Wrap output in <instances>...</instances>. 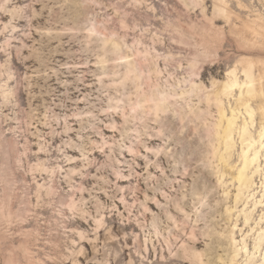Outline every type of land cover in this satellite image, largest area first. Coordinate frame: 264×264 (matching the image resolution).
Returning a JSON list of instances; mask_svg holds the SVG:
<instances>
[{"label":"rangeland","instance_id":"1","mask_svg":"<svg viewBox=\"0 0 264 264\" xmlns=\"http://www.w3.org/2000/svg\"><path fill=\"white\" fill-rule=\"evenodd\" d=\"M224 1L229 21L217 0H0V264H174L193 240L204 264H264V235L247 258L264 230L263 153L238 194V137L222 165L203 93L234 67L244 80L242 58L263 76L246 26L264 25V0ZM255 88L254 138L264 78ZM163 94L156 118L144 100Z\"/></svg>","mask_w":264,"mask_h":264},{"label":"bare ground","instance_id":"2","mask_svg":"<svg viewBox=\"0 0 264 264\" xmlns=\"http://www.w3.org/2000/svg\"><path fill=\"white\" fill-rule=\"evenodd\" d=\"M217 2H218V4H216L217 7L213 6L216 9V10H214L215 15H217L219 17H223L224 19H226L225 21H227V20L229 21V19L231 17L230 15H232V14L227 7V2L224 0H217ZM257 23L255 25L250 24V25L246 26V31L250 32L252 34V36H258L262 42V46H264V25L262 23H261V25H258ZM211 31H214V30L212 29ZM221 31H222V29H221ZM239 64L241 65V74L244 77V80L239 81V79L237 78V74H236V67H234L233 69H231L227 72V81L226 82H223L220 84H216L214 82L211 85L212 88L210 91L204 92V90L206 88L203 90L205 99L207 100V102L209 104L210 103L213 104V107H214L216 114H217V117H218L217 123L215 124L216 121L214 122L216 129H214L213 137L217 141L218 146H219V144L222 145V152L219 156V161L222 165L225 166L227 164V162L229 161V158H230L233 146H234V135H236L238 137V140H239V143L241 146L240 147V153L238 155L239 165L236 168V173L231 176V180L234 181V183L236 184V191L238 194L240 192H242L243 190H246L247 193H250V189H251L252 185L254 184L253 178L255 175H257L259 173V165H260L259 164V158H260L259 154L261 155V152L263 153V155H261V157L264 158V105L257 107V111L259 112L260 116L262 117L263 123L260 125V128H259L255 138L251 135V132L248 128L249 125L250 126L253 125V116L255 114V110L250 107L249 101L256 96L257 90L255 88V82L257 80L259 81L262 78H264V71H263V76H260L256 80L255 77L253 76V67L255 64L254 61H252L251 59H248V58H242L239 60ZM261 64L263 65L264 63H261ZM216 85H217V87H216ZM196 87L199 88L197 85L195 86V84H193L191 86V91L189 93H193V90L196 89ZM199 90H200V88H199ZM235 90L238 91L237 97H235L233 100L235 105H234V107L230 106L229 113H227V110L224 107V102H223L224 100L223 99L232 98ZM259 92H261V90ZM145 98H147V97H145ZM169 101H170L169 96L167 94H163V95L156 96V97H150L149 99L144 100V103L149 105L148 107L150 110H152L153 116L157 118L159 113H164L166 111V106L170 104ZM142 107L143 106L140 103H138L135 110H138ZM132 110H134V109H132ZM240 118H242V123L238 124V120ZM247 119H248V121H247ZM216 149L217 148H213V153H214V150L216 151ZM160 150H162V149H160ZM216 156H218V155H216ZM231 169H233V167H231ZM223 172H224V170H223ZM222 177H223V174H222ZM238 194L235 197H237ZM249 196L253 198V194H249ZM204 199H205L204 197L203 198H197L196 204H198V206H200V208L204 206L203 205ZM154 201H155V204L158 206L161 203L159 200H156V199ZM146 210L150 211L149 208H146ZM199 210H197V211H199ZM167 213L170 214V212H167ZM196 215H198V214L196 213ZM172 216H173V214H172ZM194 216H195V214H194ZM189 217H190V215H189ZM244 219L247 222V219L246 218H244ZM171 220H173V219H171ZM187 220H189V219H187ZM205 235L206 234H204V236ZM263 235H264V230L258 234L256 241L253 245V251L250 254L249 253L247 254V258L254 257V255L260 251V243H261ZM231 240H233V238H231ZM193 241H195V242H193ZM193 241H192L193 244L190 243L192 246L189 247L184 252L185 257H186L185 261H178L174 264H186V261L189 264H204V262H205L204 258H206L207 254H206V252H201V251L197 250L198 247L201 246V242L196 241V240H193ZM242 245L244 246V248L246 247V243H245L244 239H242ZM182 246L184 247L185 245H182ZM182 246H181V248H182ZM188 246H190V245H188ZM262 259L264 260V252H263V258ZM221 264H239V263L236 260V255H234L228 261H226V262L222 261Z\"/></svg>","mask_w":264,"mask_h":264}]
</instances>
